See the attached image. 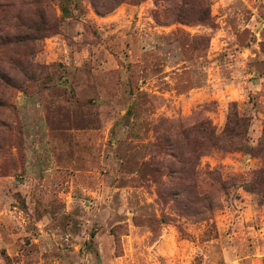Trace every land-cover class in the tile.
Instances as JSON below:
<instances>
[{
    "label": "rangeland",
    "instance_id": "rangeland-1",
    "mask_svg": "<svg viewBox=\"0 0 264 264\" xmlns=\"http://www.w3.org/2000/svg\"><path fill=\"white\" fill-rule=\"evenodd\" d=\"M62 1L0 0V264H264V0Z\"/></svg>",
    "mask_w": 264,
    "mask_h": 264
},
{
    "label": "trees",
    "instance_id": "trees-1",
    "mask_svg": "<svg viewBox=\"0 0 264 264\" xmlns=\"http://www.w3.org/2000/svg\"><path fill=\"white\" fill-rule=\"evenodd\" d=\"M71 0H63L61 2L60 8L62 13L65 15L70 14L69 6L67 5ZM94 4V8L96 9L97 13L100 14L102 12L110 13L116 8V2L114 4L103 3L101 8L97 7V4L94 0H90ZM157 3H164L169 5L172 8L170 13L180 18V20H184L185 23H201V24H210V12L208 8V0H155ZM52 2L53 0H32L31 4L36 5L38 10V14L42 17H45L47 12L52 13ZM78 6V5H76ZM52 17V14H51ZM40 26H38L39 31H43L47 33H55L56 28V21L55 23L47 21L46 19L41 20ZM203 134L205 131H199ZM207 140L209 142H216L219 141V137L216 136L213 132L207 134ZM194 152V153H193ZM192 154L195 155L196 151H193ZM182 164L184 165H194V161L183 159ZM193 174H195V169L192 166L189 168ZM259 179L261 182H264V168L259 171ZM257 185V182H255ZM258 186V185H257ZM199 201L205 200L203 197L198 198Z\"/></svg>",
    "mask_w": 264,
    "mask_h": 264
}]
</instances>
